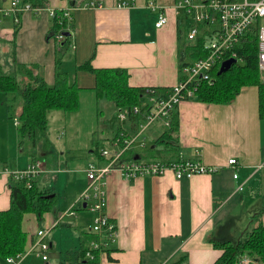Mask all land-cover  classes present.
<instances>
[{
  "label": "crops",
  "instance_id": "0c3cea01",
  "mask_svg": "<svg viewBox=\"0 0 264 264\" xmlns=\"http://www.w3.org/2000/svg\"><path fill=\"white\" fill-rule=\"evenodd\" d=\"M10 1L0 0V8ZM91 1H100L101 6H87ZM150 1L49 0L46 7L22 11L16 32L15 12L4 15L0 11V64L6 72L14 69V61L37 66L49 84L54 82L58 65L81 89L95 86L94 73L80 68L87 62L97 69L127 71L131 86L171 87L179 81L181 64L191 59L178 38L179 19L184 23V16L177 7L180 0H153L159 9H153ZM161 9L168 21L157 27ZM54 10L70 12L68 31L72 34L63 42L57 38L62 31L53 30ZM181 39L184 43V35ZM7 100L0 90V211L10 206L11 173L43 159L45 167L35 183L55 195L56 203L40 220L34 212L24 215V249L36 240L41 227H51L65 213V227L55 229L63 223L60 220L47 235L49 250L56 256L58 249L69 255L62 236L75 233L73 246L67 249L74 247L79 261L83 241L88 244L94 237V214L80 200L89 182L86 168L91 162L102 165L107 160L91 154V149L80 165L63 163V157L48 154L54 148L49 146L47 133L22 140L16 122L22 106L11 107ZM176 109L179 158L202 160L219 170L181 179L172 171L128 179L119 169L113 170L106 178V212L117 225L118 237L100 254V264H213L223 251L215 241L237 242L253 224L254 213L264 206V120L259 116L258 87L244 86L230 103L187 99ZM65 113L50 114L48 129L54 141L66 136L63 127L52 124L55 118L54 123L65 119ZM117 121L119 126L105 140L106 146L122 126L127 133L136 131L131 122ZM159 126L162 131L164 125L158 122L143 134L145 148L148 136L155 140L160 134ZM140 147L136 143L132 154L139 153ZM230 158L237 159L236 166L228 164ZM251 264L264 262L253 260Z\"/></svg>",
  "mask_w": 264,
  "mask_h": 264
},
{
  "label": "built area",
  "instance_id": "2783aa9c",
  "mask_svg": "<svg viewBox=\"0 0 264 264\" xmlns=\"http://www.w3.org/2000/svg\"><path fill=\"white\" fill-rule=\"evenodd\" d=\"M125 4V2L123 3ZM149 5L153 9L159 6L153 0ZM87 6H101L100 1H91ZM184 16L185 45L191 49L189 60L180 68L179 81L166 89L147 87L141 97V102L130 107L118 108L117 117L121 123L131 122L132 117L142 116L137 123L136 131L127 133L122 126L118 136L108 142L106 147L100 150L101 156L107 162L105 164L89 163L86 168L89 180L80 200L89 204L93 211L92 231L95 235L88 245L85 254L89 264H100V254L107 251L118 237V228L113 219L107 214L106 200V178L115 169L123 172L126 178H135L139 175L162 176L167 171H172L177 179L192 177L199 173H213L219 170L218 166L208 165L202 160L179 159L169 162L165 161H140L139 157H130L137 141L155 122H161L169 126V115L172 110L184 100L193 99L197 89L204 83H212V70L220 67L221 63L229 58L240 60L239 48L254 37L258 46V66L261 77L264 79V0H180L177 6ZM32 8L30 4L19 5V0H11L8 6L0 8L4 15L13 12L24 11ZM63 16L68 20L70 12L63 10ZM55 11H53L54 16ZM168 21L164 9L159 12L156 26L161 27ZM203 31V41L199 43V36ZM59 41L65 40L63 33H58ZM192 51L194 52L192 54ZM196 54V56H193ZM134 119V118H133ZM19 124V120L16 119ZM145 147V139L139 143ZM236 158L228 160L229 165L236 166ZM43 159L31 161L25 168L11 173L16 179H26L27 185L44 170ZM263 164L259 165V168ZM238 176L237 172L234 177ZM242 185L240 186V189ZM65 213L56 219L51 227H41L37 231V238L32 244L5 258L7 264H20L30 253L41 256L44 260L48 258L50 244L47 235L51 228L55 227L63 218ZM253 259L245 256L240 264H251ZM2 264V263H0Z\"/></svg>",
  "mask_w": 264,
  "mask_h": 264
},
{
  "label": "trees",
  "instance_id": "16d2710c",
  "mask_svg": "<svg viewBox=\"0 0 264 264\" xmlns=\"http://www.w3.org/2000/svg\"><path fill=\"white\" fill-rule=\"evenodd\" d=\"M26 3L30 4L32 8L38 9L48 6L49 0H19L21 6ZM54 11L53 30L55 33L68 30V19L63 16L62 10ZM20 13L21 11H17L14 14V20H18L15 22V32L19 29ZM184 28V23L180 18L178 23L179 44L184 45L183 52L190 51L191 53V49L188 50L185 42L183 43L181 39L184 35ZM203 37L202 31L199 36V43L203 41ZM257 49L256 38L248 39L239 48L240 60L220 75L217 74L218 68L213 69L211 72L212 83L204 82L197 89L193 99L208 103H230L244 86L255 85L258 87L259 93V116L264 120V79L261 77L258 66ZM14 62L15 67L10 72H6L0 64V90L7 95V101L11 107L15 108L17 104L22 106L19 117L21 139L27 137L35 140L38 133H47L50 114L53 111L68 112L79 108L81 88L75 81L71 82L69 74L61 70L58 65L55 70L54 82L49 84L39 73L37 66ZM80 68L94 73L96 81L93 89L96 91L97 98H107L113 101L117 108H132L139 104L147 88L131 86L128 82L127 71L122 69H97L92 67L89 62L81 65ZM156 88L163 90L168 87ZM142 119V116L139 115L132 117L134 121L132 125L136 128L137 123ZM169 120V126H163L161 134L156 137L154 145L151 147L158 151V146L161 145L169 152L170 156L166 160L159 161L169 162L180 159L177 151L179 114L176 108L171 111ZM121 131L122 128L118 130L116 136ZM98 152L99 156L102 157L100 150ZM132 153H129L130 157H142L141 153L136 155ZM9 185L11 190L10 206L8 209L0 211V263L5 261L6 257L24 250L27 240L26 232L22 228L24 215L28 212H34L40 220L45 212L53 210L56 203L55 195H50L49 190L40 189L35 180L32 181L31 186H28L26 179H16L11 175ZM263 213L264 206L254 213L252 216L253 224L237 242L215 241V246L223 251L213 264H240L241 259L245 256L264 262ZM88 245L89 243L83 241L78 258L81 263H84L83 259H85ZM84 264H89V261L87 260Z\"/></svg>",
  "mask_w": 264,
  "mask_h": 264
},
{
  "label": "rangeland",
  "instance_id": "374dc122",
  "mask_svg": "<svg viewBox=\"0 0 264 264\" xmlns=\"http://www.w3.org/2000/svg\"><path fill=\"white\" fill-rule=\"evenodd\" d=\"M69 51H72L71 48H69ZM189 57L191 56L189 55ZM7 60L8 59L5 58V64H8ZM117 111L118 110L113 101L107 98H97L95 89H81L79 108L75 111L66 112L64 114L65 119L62 121L58 120L56 123H54L56 118L52 121V124H55V126L64 128L66 136L59 140L57 139L56 142L51 137V129L47 130V137L50 139L49 146L54 148V152H50L48 154L54 157L61 156L63 157V163L69 161L70 164H74L76 166L80 165L82 163L81 161L85 160L87 156L90 155L91 149L93 150L91 154L98 156V150L106 147L105 140L110 138L112 136V132H114L119 126L117 121ZM157 123L158 122H155V125ZM60 129L62 128H59V130ZM159 131H161V127L159 128ZM63 135L64 133L59 134L58 138ZM142 141L143 137H141L137 143ZM57 143H61V149H59L60 145ZM153 145L154 140L148 136L147 147L138 148V152L142 154V157L139 158L140 161L166 160L170 156L169 152L165 150L164 147H161V145L158 146V151L151 148ZM88 210L94 214L92 210ZM67 219L68 218L64 219V221L61 219V222L63 223H61L55 229L65 227V221ZM53 229L54 228H52L50 232ZM63 235L64 236H62V239L64 242V248L69 252V255H65L64 252H61V250L58 249L60 254L56 256L57 253L50 249L47 253L48 258L46 260H43L41 256H37L35 253H31L27 255L26 258L21 261V263L46 264V262H50L49 264H84L80 261H77L74 247H72V251L71 249H67V247H71V245L73 246L75 233Z\"/></svg>",
  "mask_w": 264,
  "mask_h": 264
},
{
  "label": "water",
  "instance_id": "95a60500",
  "mask_svg": "<svg viewBox=\"0 0 264 264\" xmlns=\"http://www.w3.org/2000/svg\"><path fill=\"white\" fill-rule=\"evenodd\" d=\"M62 33H63V35L65 37H68V36H70L72 34V32L68 31V30L62 31ZM235 63H237V59H235V58H229V59L224 60L221 63V65H220V67H219V69L217 71V74L220 75V74L228 71Z\"/></svg>",
  "mask_w": 264,
  "mask_h": 264
}]
</instances>
